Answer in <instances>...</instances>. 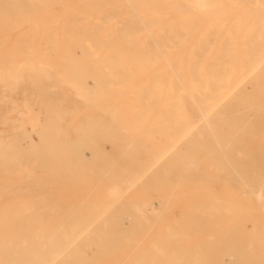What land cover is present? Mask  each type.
Wrapping results in <instances>:
<instances>
[{
    "label": "bare ground",
    "instance_id": "bare-ground-1",
    "mask_svg": "<svg viewBox=\"0 0 264 264\" xmlns=\"http://www.w3.org/2000/svg\"><path fill=\"white\" fill-rule=\"evenodd\" d=\"M259 5L0 0V264H264Z\"/></svg>",
    "mask_w": 264,
    "mask_h": 264
},
{
    "label": "rangeland",
    "instance_id": "rangeland-1",
    "mask_svg": "<svg viewBox=\"0 0 264 264\" xmlns=\"http://www.w3.org/2000/svg\"><path fill=\"white\" fill-rule=\"evenodd\" d=\"M258 1H260V0H258ZM229 6V5H228ZM239 6H241L240 4H239ZM253 6V5H252ZM252 6H250L249 8H252ZM263 5H259L258 7H261V8H264V7H262ZM247 6H245V8H246ZM254 7H257V6H255L254 5ZM242 8H244V7H242ZM6 23H2V22H0V35L2 34L3 35V33H4V31L5 32H10L11 34L13 33V32H17L18 30H19V28H11V27H9V28H11V29H9V28H7L8 27V24H6ZM12 26H14V25H12ZM6 27V28H5ZM6 30H8V31H6ZM10 30V31H9ZM13 37H11V39H12ZM11 39H6V38H3V37H0V42H7V41H9L10 42V40ZM29 39H32V40H30V41H35L36 40V38L35 37H30ZM15 40H17V39H14L13 38V40H11V42H13V41H15ZM8 45H10L11 46V44L9 43ZM9 46V47H10ZM216 46V45H215ZM215 46H213V47H215ZM240 46H243V45H240L239 44V46L238 47H240ZM4 48H6L5 46H0V49H2V51H4ZM212 51H214V50H212ZM212 51H209L208 52V54H210V57H209V59H214L215 58V55H214V53H215V51L214 52H212ZM210 52H212V55H211V53ZM38 59V58H37ZM15 61L17 60V62H19V60H18V57H16L15 59H14ZM44 60H40V59H38V60H36V61H32V62H34V63H36V64H41L42 62H43ZM241 62H243L244 63V61H242L241 60ZM245 64H248V63H245ZM16 65V64H15ZM244 68H245V66H244V64L242 65ZM247 66V65H246ZM249 66V65H248ZM247 66V67H248ZM264 72H262V74H263ZM259 74V73H258ZM260 76V78H258ZM258 77L257 76H253V77H251V78H256V79H258V80H255L254 79V83H253V81H252V79L250 78L249 79V81L247 82L248 84H244V87H243V89L244 90H241L239 93H240V95H244V93H245V95L248 97H245V95H244V97H245V99L244 100H246V101H248L249 102V105H246L245 103L246 102H244V100H243V97L241 98V100L240 99H238L239 98V94H237L236 95V99H238V100H232V104H234L233 102L235 101H237V103L240 105V107H239V105H237V103L236 104H234V105H236L235 107H238L239 109H243L244 108V110H243V112L245 111L246 112V115H247V117H248V119H250L251 118V116H253V118H257L258 117V115L257 114H259V115H261V112L263 113L264 111H263V109L261 110L260 108H259V105L257 106V102H255L254 103V101L255 100H253V99H255L256 98V96L255 95H252L251 93L253 92V91H255V90H253V87H254V89H255V86H257L258 88H260V87H262L261 85H260V83L262 82V83H264V80L261 78V77H263L264 78V74L261 76V74H259L258 75ZM23 79V81H27V82H29V83H32L33 82V80H32V78L30 77V78H22ZM259 79H260V81H259ZM250 80L252 81V83L250 82ZM257 81L258 82H260V83H257ZM257 83V85H256V83ZM249 86V88H248V86ZM260 86V87H259ZM250 88H252V90L250 89ZM258 88L256 89V91L254 92V93H257V95H258V91H261V92H263L264 91V86H263V88H260V89H263V90H258ZM245 91V92H244ZM243 94H242V93ZM261 92H259V93H261ZM248 94V95H247ZM249 94H251L252 95V97L249 95ZM250 96V97H249ZM255 96V97H254ZM254 97V98H253ZM248 100H247V99ZM249 98H250V100H253V102H251V105H250V101H249ZM239 101H241L244 105H242L241 103H239ZM230 102H228V103H226L225 105H223L222 106V108H220V110H221V112L222 113H224V112H226V111H229L232 107H230V105L231 106H233L232 104H230ZM252 103H254L253 105H252ZM242 106V107H241ZM253 106H256V108H259L258 110L255 108V107H253ZM248 107H249V109H248ZM250 107H252L251 109H253L254 111H260V112H258V113H255L253 110L252 111H249V110H251L250 109ZM36 108L37 109H39V111H42V107L40 106V105H37L36 106ZM237 108V109H238ZM255 108V109H254ZM246 109H247V111H249V112H247L246 111ZM220 112V113H221ZM244 112V113H245ZM253 112V113H252ZM29 113L31 114V112L29 111ZM250 115H249V114ZM255 113V114H254ZM30 114H28V113H23L22 114V117H23V119H27L28 117H29V119L26 121L27 122V128L30 130V129H32V132H33V134H38V133H40V131H41V126H40V123L39 122H36L37 120H35L33 117H32V114H31V117H30ZM251 114H253V115H251ZM264 114V113H263ZM40 116V115H39ZM263 116V115H262ZM261 118H257V121L258 122H262L263 120H260ZM39 120L40 121H44V119H43V117L42 116H40L39 117ZM249 121V120H248ZM35 123H37V124H35ZM43 123V122H42ZM262 125H264L263 124V122H262V124H261V126L259 127V130L261 131L264 127H262ZM262 128V129H261ZM40 130V131H39ZM260 131H258V134H259V132ZM263 131V132H262ZM261 132H260V134H261V136L262 137H264V129L262 130ZM259 134V135H260ZM259 135H254V137L256 136H259ZM253 136V135H252ZM251 136V137H252ZM253 137V138H254ZM260 137V136H259ZM258 137V138H259ZM33 139H36V140H34V141H37V138H35V136L33 137ZM38 142V141H37ZM3 153H5V152H3ZM0 158H2L5 162H6V165L5 166H3V168H8L10 165H8L7 163H9V161L10 162H14L16 159H18L17 157H15V155H10V153H6V156H0ZM21 160V159H20ZM10 168H11V166H10ZM22 172H19L18 170L17 171H13V172H11V173H8L7 175L8 176H11L12 178L13 177H23V175L21 174ZM34 176H33V179H35V178H39V176H41V174L40 173H34L33 174ZM26 176H27V174H26ZM25 176V177H26ZM222 191V190H221ZM224 193H226L225 191H223ZM221 194H222V192H220ZM59 194L60 193H58V191H56V192H53L52 193V197H51V199H52V201H57V202H59V201H61L62 200V198H61V196H59ZM155 202V201H154ZM156 203V202H155ZM157 205L158 204H155V207H157ZM246 207H242V209H245ZM65 209L66 208H64L63 209V213H65L66 211H67V209H66V211H65ZM246 209H248V208H246ZM172 213H171V216L172 217H175V218H178V212H177V209H174V210H172L171 211ZM168 217L167 218H169L170 217V214L169 215H167ZM118 253V252H117ZM117 253H115L114 255H112V258L111 259H106V262H104V264H108L109 262H112V261H114L115 259V261L114 262H118V259L119 258H121V256L123 257V255H125V253L124 252H119L120 254H117ZM122 253V254H121ZM89 255V254H88ZM90 256V255H89Z\"/></svg>",
    "mask_w": 264,
    "mask_h": 264
}]
</instances>
